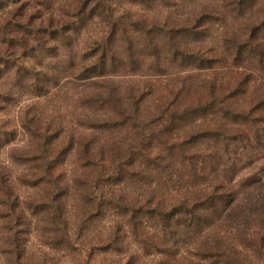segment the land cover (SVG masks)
Masks as SVG:
<instances>
[{
  "label": "rangeland",
  "instance_id": "1",
  "mask_svg": "<svg viewBox=\"0 0 264 264\" xmlns=\"http://www.w3.org/2000/svg\"><path fill=\"white\" fill-rule=\"evenodd\" d=\"M96 7L102 13L83 17ZM108 17L128 34L135 19L186 28L170 41L212 59V67L173 63L168 36L151 32L136 36L131 64H124L123 41H114L109 74L76 79L107 35ZM31 74L46 94L29 89ZM211 88L236 89V110L259 106L253 115L264 114V0H0V264H264L259 211L230 221L213 217L201 233L172 239L146 218L135 233L113 208L167 209L213 189L212 179H189L181 164L171 165L172 174L160 172L140 156L167 161L153 133L172 108L203 103ZM218 127L236 129L206 117L172 135L180 140ZM256 155L231 184L219 177L225 188L214 195L248 176L264 180V150ZM128 156L135 161L128 164Z\"/></svg>",
  "mask_w": 264,
  "mask_h": 264
},
{
  "label": "trees",
  "instance_id": "2",
  "mask_svg": "<svg viewBox=\"0 0 264 264\" xmlns=\"http://www.w3.org/2000/svg\"><path fill=\"white\" fill-rule=\"evenodd\" d=\"M96 10L97 7L90 9L89 16L85 14L83 17L92 19L97 12L102 13L100 9H98L99 11ZM81 16L79 18H83ZM117 22L116 19L108 17L109 29L107 35L101 41L96 42L93 52L87 57L86 60H91V63L80 66L74 73L76 79H90L109 74V69L116 57V52L112 51L111 45L114 41H118V43L123 41L121 46L124 47L127 54V61H124V64H131V59L136 51V36L142 33L147 35L151 32L157 36L161 33H165V37L168 36V44L171 47L170 58L173 63H191L195 64V68L198 69L212 67V59L204 58L198 53L184 52L178 48L174 41H170L172 36L188 33L186 28L165 29L154 22L151 23V26L146 27L144 23L135 19L127 23V26L131 28V33L128 34V31L120 28ZM251 45L250 49L252 51L253 44ZM27 78L29 89L35 91L33 94L38 96L48 92L45 87H42L40 83L42 79L37 75L31 74ZM47 81L49 82L50 79H47ZM42 88L45 89L43 93ZM237 92L236 89H230L227 92H216L214 88H211L208 92V99L203 103L194 104L192 107L175 106L172 108L168 113L167 123L164 127L156 129L153 133L154 146L159 147L158 151L167 154V161L159 154L153 158L140 155L143 156L148 165L154 166L153 168L156 171H166L172 174V170L169 169L171 165L181 164L184 167L183 169H186V175L189 179H212L214 186L202 198L196 197L192 200L186 198L183 202L171 205L167 209L161 208L159 203L151 208H147L145 205L135 208H127L121 205L113 206V208L118 207L121 214L128 216L129 223H131L135 233L137 225L143 224L144 218L155 221L156 225L159 224V230L163 234H169L174 239L177 235L186 236L192 233H201L213 224V217H216L217 220L230 221L234 218L237 219L236 216L240 215L246 218L251 212L259 211L261 215L264 214V180L260 176H248L240 183L239 188L236 189L235 186H232L230 190L223 191V195L222 193L220 196L214 195L217 188H225L219 177L228 180L231 184L233 178L241 170L240 167L256 161V154L264 150V114L253 115L259 109V106L250 108L247 111L236 110L233 100H235ZM134 110L136 111L135 106L130 109L131 113ZM206 117H220L224 123L236 125V129L233 132H226L218 127L213 130L203 129L191 132L180 140L173 137V132L181 124L196 122ZM129 118L133 119L132 116ZM130 125L136 129V121H131ZM169 136H171V139L168 138ZM202 146H205L204 150L200 149ZM128 158V164H131L135 161L136 156H128ZM50 164L51 161L46 160L48 169L49 166L52 168ZM117 171L114 170V172ZM49 173V170H47L44 174L48 179L50 178ZM127 173L128 175L134 174L133 171H127ZM116 176H118V173ZM249 191H251V195ZM240 193L242 195L246 194V196L240 198ZM96 204L99 209H102L103 201L98 200ZM45 208L49 209L50 205L49 207L45 205ZM54 211L59 215L60 212L57 208Z\"/></svg>",
  "mask_w": 264,
  "mask_h": 264
}]
</instances>
